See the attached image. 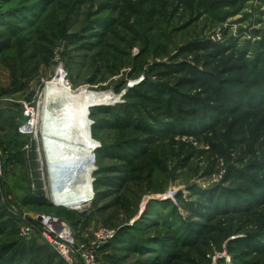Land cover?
Here are the masks:
<instances>
[{"label": "rangeland", "instance_id": "rangeland-1", "mask_svg": "<svg viewBox=\"0 0 264 264\" xmlns=\"http://www.w3.org/2000/svg\"><path fill=\"white\" fill-rule=\"evenodd\" d=\"M0 49V261L42 245L8 205L51 213L24 202L86 181L28 126L62 66L74 90L116 96L91 108L104 148L86 211L58 214L81 240L116 233L102 264H264V0H0ZM172 193L178 215L156 204Z\"/></svg>", "mask_w": 264, "mask_h": 264}, {"label": "bare ground", "instance_id": "bare-ground-1", "mask_svg": "<svg viewBox=\"0 0 264 264\" xmlns=\"http://www.w3.org/2000/svg\"><path fill=\"white\" fill-rule=\"evenodd\" d=\"M45 87L44 116L41 123L34 124L33 127L40 125L48 161L53 163L68 158L91 156L100 147V143L92 135L91 108L110 106L116 96L110 92L91 91L87 87L74 90L62 67L57 69L55 77ZM91 174L92 171H88L82 176L86 181L75 186L74 194L67 192L65 188L58 192L59 195H55L54 201L58 199L64 206L90 201L93 192Z\"/></svg>", "mask_w": 264, "mask_h": 264}, {"label": "built area", "instance_id": "built-area-1", "mask_svg": "<svg viewBox=\"0 0 264 264\" xmlns=\"http://www.w3.org/2000/svg\"><path fill=\"white\" fill-rule=\"evenodd\" d=\"M62 71L65 74L63 68ZM32 122L28 126L34 129ZM22 133L24 134L23 130ZM51 185L52 188L49 190L50 200H48L52 203L54 209L66 208L73 211H86V208L83 210L75 205L64 206L58 199L55 202V195H59L58 192L60 190L57 187L54 188L53 181ZM59 197L61 198V196ZM174 197L175 195L172 193L161 198L172 200ZM86 202L84 203L86 204ZM7 211L18 222L20 237L28 239L36 237L43 245L49 247L65 261L66 264H102L99 254L100 250L116 238V233L111 229L97 228L92 230L88 237L81 240L72 223L55 211L47 214H33L23 209L18 203L8 205Z\"/></svg>", "mask_w": 264, "mask_h": 264}, {"label": "trees", "instance_id": "trees-1", "mask_svg": "<svg viewBox=\"0 0 264 264\" xmlns=\"http://www.w3.org/2000/svg\"><path fill=\"white\" fill-rule=\"evenodd\" d=\"M198 50H201V47L195 46V47H192V49L189 50V51H191V53L194 54ZM183 69L188 70V67L187 68L185 67ZM165 73L171 75V74L176 73V71H174L173 69L168 67V71L166 70ZM102 108L103 107H101L100 109H102ZM207 122L208 121H206L205 123H207ZM92 135L94 137L93 126H92ZM103 148H104V146L101 145L100 148L98 150H96L95 153H94L95 154L96 164H97V159L100 156V153L103 151ZM99 170L100 169L98 168L94 174L96 175V173H98ZM95 182H96V184H95ZM93 185L96 187V185H98V180L97 181L95 180L93 182ZM95 198H96V194H94V198L92 200V204L95 201ZM156 204L160 205L159 208L163 207L164 209H166V208L169 209L168 207L170 206V210L173 213L176 212V214L178 215L177 209L175 208V205H173L172 202H170L169 200H166V202H157ZM24 205H34V206H46V205H48L49 208L52 209L51 211H55L57 214H59V211L60 212L61 211L62 212H68V213H73V212L80 213V212H77V211L68 210L66 208L54 209L52 203L46 197L33 196V197H30V198H27L25 200V202H24ZM161 210H163V209L161 208ZM159 213H160V211H159ZM169 214L166 217L163 216L164 220L169 222V224H175V225L179 226L177 221L174 219L176 217V215L174 214V217L173 216L171 217ZM8 221L9 222L7 224H9V223L11 224L12 223L13 232L17 231V233H19L17 220L8 216ZM163 240H164V238L163 239L161 238L162 242L160 241V243H158L156 241L145 242V243H148L149 247H146L145 245H144V247L149 249L150 247H153L154 244H163L164 243ZM115 241H116V238L112 242H110L109 244L105 245L103 247V249L104 248H112V247H114L113 245L115 244ZM154 248L157 249V246L154 247ZM13 249H15V247H13ZM13 249H12V247H10V249H9V247H8V249H5L3 255L1 256L2 259L0 261V264H4V260L3 259L5 257H8L10 255V254L8 255V253L10 251H12ZM168 250H169L168 247L166 249H163V252H162V254H164L163 256L167 257V254H168L167 251ZM7 264H66V263L55 252H53L49 247H47V246H45L43 244L39 245L36 242H34L27 248H24V249L21 248V249L15 250L14 253H12L9 256Z\"/></svg>", "mask_w": 264, "mask_h": 264}, {"label": "clouds", "instance_id": "clouds-1", "mask_svg": "<svg viewBox=\"0 0 264 264\" xmlns=\"http://www.w3.org/2000/svg\"><path fill=\"white\" fill-rule=\"evenodd\" d=\"M75 160V159H74ZM75 163H70L69 164V170H66V171H71V174H70V178H69V183L73 184V183H77L79 181V179L81 178V175L87 173L85 171V169H80L78 168V165L80 164L79 162L77 161H74ZM79 171H85L83 172L81 175L79 174ZM93 174V173H92ZM91 174V175H92Z\"/></svg>", "mask_w": 264, "mask_h": 264}]
</instances>
